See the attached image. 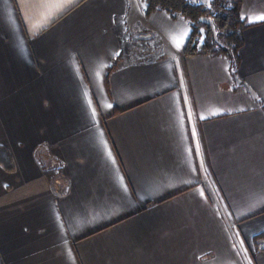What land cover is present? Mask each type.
<instances>
[{"label":"crops","instance_id":"obj_1","mask_svg":"<svg viewBox=\"0 0 264 264\" xmlns=\"http://www.w3.org/2000/svg\"><path fill=\"white\" fill-rule=\"evenodd\" d=\"M144 5L0 0V264H264V0L236 67Z\"/></svg>","mask_w":264,"mask_h":264},{"label":"trees","instance_id":"obj_2","mask_svg":"<svg viewBox=\"0 0 264 264\" xmlns=\"http://www.w3.org/2000/svg\"><path fill=\"white\" fill-rule=\"evenodd\" d=\"M144 4L146 14L165 11L172 18L188 20L191 33L184 55H222L233 67L238 65L247 27L241 15L242 0H210L209 4L192 0H144ZM0 162L7 168L13 165L4 147L0 148Z\"/></svg>","mask_w":264,"mask_h":264},{"label":"rangeland","instance_id":"obj_3","mask_svg":"<svg viewBox=\"0 0 264 264\" xmlns=\"http://www.w3.org/2000/svg\"><path fill=\"white\" fill-rule=\"evenodd\" d=\"M204 4H209V3H204ZM138 35H141V34L139 33ZM138 39H139L138 42L134 41L133 44H137L138 43L137 44L138 45V53L141 54L142 52L146 51L145 48H146V46L150 45V42L148 43L145 39H141V37H139ZM129 48H130V45H129Z\"/></svg>","mask_w":264,"mask_h":264},{"label":"snow or ice","instance_id":"obj_4","mask_svg":"<svg viewBox=\"0 0 264 264\" xmlns=\"http://www.w3.org/2000/svg\"><path fill=\"white\" fill-rule=\"evenodd\" d=\"M255 20L264 21V16H258L254 18Z\"/></svg>","mask_w":264,"mask_h":264}]
</instances>
